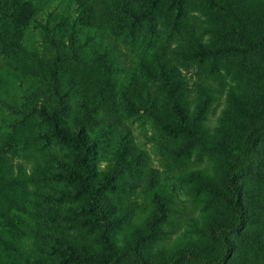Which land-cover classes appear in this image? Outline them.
<instances>
[{"label":"rangeland","instance_id":"obj_1","mask_svg":"<svg viewBox=\"0 0 264 264\" xmlns=\"http://www.w3.org/2000/svg\"><path fill=\"white\" fill-rule=\"evenodd\" d=\"M230 3L253 42L207 0H186L181 17L148 0H0V264H60L67 244L104 253L65 178L75 149L55 119L96 142L115 245L142 229L149 264L184 247L220 252L208 229L230 219L228 152L264 121V0ZM177 100L185 132L171 134ZM252 157L240 179L249 221L229 264H264V140Z\"/></svg>","mask_w":264,"mask_h":264},{"label":"trees","instance_id":"obj_2","mask_svg":"<svg viewBox=\"0 0 264 264\" xmlns=\"http://www.w3.org/2000/svg\"><path fill=\"white\" fill-rule=\"evenodd\" d=\"M153 6L167 2L179 17L185 14L186 0H148ZM217 10L219 18L227 20L230 24L228 33L237 36L245 42H253L240 14L233 8L230 0H207ZM253 45L262 44L255 41ZM177 115L175 122H165L163 128L171 134L185 132L186 111L177 100L174 102ZM53 134L62 143L75 149L73 154L77 169L69 170L65 178L75 186L76 196H85L87 205L80 207L81 212L90 215L83 220L85 225H96L101 228V244L104 250L102 255H95L91 245L73 246L67 244L66 249L60 253V264H120L129 257L137 264H149L140 252V240L145 232L137 229L138 240L135 244L117 246L113 243L109 230L117 226L119 218L116 215L118 206L107 200L104 190L109 187L107 177L99 179L93 161L96 151V142L87 134L84 127L75 129L66 128L56 119ZM264 140V121L256 124L249 131L246 139L228 152V167L223 177V188L226 194V204L230 212L227 221L217 220L208 229V236L220 245V252L212 256H201L192 247L178 249L170 257L159 264H229L236 248L235 237L239 236L249 221V213L244 204V191L240 184L241 177L252 168L253 153Z\"/></svg>","mask_w":264,"mask_h":264}]
</instances>
